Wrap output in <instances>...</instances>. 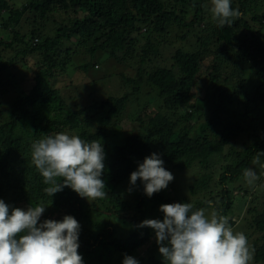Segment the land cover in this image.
<instances>
[{"label":"trees","instance_id":"trees-1","mask_svg":"<svg viewBox=\"0 0 264 264\" xmlns=\"http://www.w3.org/2000/svg\"><path fill=\"white\" fill-rule=\"evenodd\" d=\"M171 1L167 4L166 0H23L10 4L9 0H0V27L3 33H11L10 40L0 36V100L6 98L10 103L8 117L0 123V200L9 206V214L14 208L26 211L31 206L43 205L46 208L40 222L73 216L80 224L78 253L83 255L84 264H122L125 255L134 257L138 264H167L159 253L154 229L140 227L146 219L163 221L162 204L191 203L193 210L203 208L225 217L232 215L228 223L236 233L240 229L235 224L238 221L242 224L244 217L235 219L232 210L235 206L245 207L252 197V219L248 226L255 239L251 248H254L255 263L264 264V203L260 209L261 196L254 186L241 194L235 192V183L243 177L245 169L264 164V0L261 5H257L259 0H230V6L242 15L223 27L209 20L203 29V34H208L196 35L199 45L195 50L178 48L170 66L164 53L170 47L166 45L171 44L172 29L198 28L206 20L204 5L210 0ZM191 10L195 11V17L186 23ZM28 16L33 17V27L29 33H22L18 27ZM141 30H145L143 36ZM141 37L143 45L138 49ZM186 38V34L181 36L182 40ZM8 50L13 55H7ZM101 52L107 57L99 59ZM29 56L36 63L32 71L28 62L23 61ZM80 56H85L87 61L78 63ZM229 60L231 74L220 81L221 71H225ZM245 61L258 68L255 74L258 81L252 96L246 94L247 86L242 82L239 89L244 97L239 100L230 89L236 87L235 74ZM19 62L26 65L29 73L17 81L15 72L23 67ZM126 63L136 67L135 78L129 77ZM74 65L85 80L73 85L71 91L75 94L71 98H84L88 90L98 92V86L100 91L113 88L119 94L107 97L102 94L95 101L99 105L95 104L92 109L104 115L95 132L85 129L82 111L67 108L61 92L43 94L41 91L44 81L56 77L55 71L64 72ZM204 69L209 76L213 71L217 74L211 76L214 86H201L206 97L198 98L194 91ZM221 82L226 88L221 87ZM16 83L23 86L21 90H17ZM144 84L158 93L157 100L171 115L158 112L148 121L144 134H132L103 149L104 171L100 178L109 191L118 193L117 198L110 200L108 213L97 210L95 204L91 206L94 219L88 216L92 210L85 211V208L89 204L70 187H64L52 197L47 195L44 188L48 185L43 183V177L31 161L33 142L63 132L78 135L85 142L101 143L109 133L108 123L126 104L137 100ZM3 105L0 101V106ZM233 105L237 109H232ZM214 106L230 118L225 120L214 112L212 118L204 117L199 124H190L196 113L205 108L211 111ZM60 111H65V115L59 117ZM240 139H252V143L247 147L244 143L242 148H245L239 152L226 154ZM153 153L163 160V167L173 177V173L185 174L192 170L193 183L187 186L190 195L180 193L172 180L171 191H159L149 197L143 184L134 204L122 200L120 187ZM221 154L230 163L223 164V172L217 175L214 156ZM257 157L259 164H254ZM260 174L264 179V169L261 168ZM181 183L186 186L182 180ZM197 194L202 197L196 199ZM208 201L212 202L211 206ZM128 214L133 218L132 232L122 235L125 231L114 222ZM260 242L263 243L259 246Z\"/></svg>","mask_w":264,"mask_h":264},{"label":"clouds","instance_id":"clouds-1","mask_svg":"<svg viewBox=\"0 0 264 264\" xmlns=\"http://www.w3.org/2000/svg\"><path fill=\"white\" fill-rule=\"evenodd\" d=\"M211 13L221 27L231 25L242 15L230 6V0H211ZM31 149L32 164L48 185L44 188L47 195L52 197L64 187L87 200L104 199L107 195L100 178L105 158L100 142H85L78 135L61 132L33 142ZM163 163L155 153L146 157L131 173L130 184L135 185L140 179L149 197L167 188L174 177ZM253 163L259 164V157ZM260 167L264 169V164ZM243 176L250 185L259 179L253 168L245 169ZM208 204L211 206L212 202ZM193 207L191 203L162 204V222L146 219L140 225L154 229L159 253L167 264H249L254 248L249 246L245 234L234 233L228 218L215 210L206 215L205 209ZM45 208H14L9 214V206L0 200V264H84L78 253V221L65 215L61 221L40 222ZM122 264L138 261L125 255Z\"/></svg>","mask_w":264,"mask_h":264},{"label":"rangeland","instance_id":"rangeland-1","mask_svg":"<svg viewBox=\"0 0 264 264\" xmlns=\"http://www.w3.org/2000/svg\"><path fill=\"white\" fill-rule=\"evenodd\" d=\"M21 1L23 2V0H9L10 4H17ZM232 1H235V0H232ZM170 2L172 3L173 1L166 0L167 4H170ZM259 2H260V4H257V5H261V0H259ZM194 14H195L194 10H191V12L189 14H187V16L185 18L186 23H189L195 17ZM203 15L206 18V20L204 22H201L198 28H190V27L185 28L183 26H181V27L178 26V28L172 29L171 36H170L171 44L166 45V46H170L171 48L168 47L164 53L165 58L170 60V66L173 63L171 57H172L173 53L175 52V50H177L178 48H185L187 50L193 51V50H195L196 46L199 45L198 44L199 41L196 42V39H197L196 35L197 34L202 35L203 29H204V24L208 23L209 20H214L212 18V13H211V0L209 2L205 3ZM26 18H29V19L26 20ZM26 18H24V20L21 21L20 27H18V28H20L22 33H27V32L29 33V30H31V28L33 27V24L31 23L33 17L31 18L28 16ZM257 28H259L258 24H257ZM141 32H142L141 36H143L145 34V30H141ZM50 33H48V34H50ZM185 34H186L187 38L185 40H182L181 36H183ZM207 34L208 33H204L203 35H207ZM10 35H11L10 31H9V33H3V31L1 30V27H0V36H2L3 38H5L7 40H10V39H8V37ZM244 35H247V34L245 33ZM263 35H264V33H263ZM142 38L143 37H141L140 40L138 41V49L143 45ZM90 46H91V44H90ZM212 47L215 48L214 45ZM134 53H137V51L134 50ZM58 54L60 56H62L60 52ZM100 54H99V59H101V57L102 58L107 57L105 52H101ZM7 55H13V52L8 50ZM36 55H38V53H36ZM25 60H26V62H28L29 66H30L29 68L32 71L33 70L32 68L36 66L34 59L29 56V57H25L23 61H25ZM77 61H78V63L79 62L85 63L87 61V58L85 56H80L79 60L77 59ZM105 61L106 60H103L102 63H104L107 66L108 64ZM205 62H207V60ZM112 63L114 64V62H112ZM133 63H136V61L134 60ZM205 64L206 63H204V65ZM231 64H232V62L229 60V62L224 66L225 71H223V72L221 71L222 77H221L220 81H222L224 77L231 74L230 73V71L232 70ZM22 66H23L22 69L16 70V72H15V75L17 76L16 77L17 81L21 80V78L26 77L29 73V69L26 67V65H22ZM125 66H126V72L129 74V77L135 78L136 73H137L136 67L131 65V64H127V63ZM124 68H123V72L125 71ZM257 70H258V68H255L254 64H250L247 61H245L244 63H241V66L239 68V72L235 74L236 75L235 76L236 81L233 82V84H235L236 87H231V89H230V92L234 96H236V99L241 100L244 97V95H242L240 93V89H239L241 83L244 81H245V84L247 86L246 94L248 96H252L253 91L255 89V86L257 84V81H258L257 76H255V74L257 73ZM55 72H56L55 73L56 77L48 78L42 84V89H41L42 93L43 94L49 93L51 91L61 92V95L63 96L64 100H66L65 103H66L67 108H72L78 112L82 111V113H83L82 118L86 121L85 125H84L85 129L89 132H95L98 128V121L104 115L103 116H102V114H101V116L98 115L97 112L92 109V106H94L95 104L99 105L97 102H95V101L100 100L101 97L99 95L102 96V94H104L105 95L104 97H107V96L115 94V96H119L118 92H115L116 90H114L113 88L111 90L109 89L110 91H108V92L100 91V87L98 86L97 90L100 94L96 90L94 92H93V90L91 92L88 90V92H85L84 98H82V97L71 98V96L73 97V94H75L71 91V89L74 87L73 85L75 83H79V82L85 80L84 76L81 75V73L79 72L76 65L72 66L71 69L65 70L64 72L60 71L59 69H58V71H55ZM213 72L214 73L210 74V76H209L207 74V70H205V69L202 70L200 76L198 77L199 86H198V88H195V91H194L196 97H198V98H205L206 97V93H205V91H203L204 88L203 87L201 88V86H206V85H213L214 86V83L211 82V76L216 75L217 72H215V71H213ZM91 73H93V72H91ZM96 74L98 75V72H96ZM29 80L32 81V77H30ZM236 82H237V84H236ZM220 84H221V87L226 88V84H224V82H221ZM15 86H18L17 87L18 91L21 90L23 87V86L21 87V85H18L17 83L15 84ZM141 88L142 89H141V92L138 94L137 100L134 102L126 104L125 109L116 118H113L110 123H108L109 129L107 131H109V133L106 134V137L101 142L103 149H105V146L107 144L119 143L125 137H128L132 134L133 135L144 134L147 130L148 121L150 120V118L154 114H156L158 112H160V113L162 112L166 115H171V112L166 111L163 108V104L159 100H157L158 99V93H155V91L153 89H151V87H149L148 85H145V84L142 85ZM133 90H134V88H133ZM11 91H14V90H11ZM105 91H106V89H105ZM129 91H130L129 89L126 90V92H129ZM211 94H213V92ZM220 95H221V93H220ZM217 99H218V96L216 97V100ZM6 100H7L6 98H2L0 100L4 104L3 106H0V111H3V114L0 116V123L6 116L8 117V112H9L8 105L10 103L6 102ZM5 102L7 104H5ZM235 103H236V101H235ZM208 109L209 108H207V109L205 108V110H202V111H199L198 113H196L194 120L190 124L191 125H197L201 122V120L204 119V117H211L212 118V116H214L212 113H214V112H218L219 115L225 120H228L230 118V115H228L224 111H221L220 109L218 110L216 108V106H214L211 111H207ZM232 109H237V106L233 105ZM64 115H65V111L64 112L60 111L59 117H62ZM251 140L252 139H248V141L246 139H240L239 142H236V143L234 142L233 143L234 145H232L228 150H226L225 153L228 154L231 151L232 152H239V151L243 150L245 147H247L249 144H251L252 143ZM244 143H246L245 147L242 148V146H244ZM223 155L224 154L214 156L215 166L218 165V167H216L214 169H217L219 171V172H217V175H219L220 173L223 172V170H224L223 164H225L226 162L230 163V159H228L227 155H226L227 158H224L225 155L224 156ZM221 164L223 165V167L219 168L221 166ZM259 166H260V164L257 165L255 168H253L257 172L259 179L257 181H255L254 184L250 185L247 183V181L245 180V178L243 176L242 178H240L235 183V187H236L235 192H237L238 194H241L243 190L251 189V187L254 186L255 190H257V194L261 196L260 203L258 201V203L260 205V209H261V207H262L261 204L264 203V179L261 178V174H260L261 167H259ZM191 171L192 170H188V171H186L185 174H179L178 172L173 173L174 174L173 180L175 183L169 182L167 188L162 189L160 191H165V190L169 191V189L171 191L172 185L175 184V186H177L178 189L181 191L180 193L186 194L187 196H189L190 194H188V192H187V186L189 184L193 183L192 182L193 181V179H192L193 175L191 174ZM193 173L195 174V172H193ZM181 180H182V182L186 183V186L183 183H181ZM142 186H143V182L140 179H138L136 181L135 185H131L130 180H128L127 182H124L119 189L122 192V196H121L122 200H124L126 202H130L131 204H134L137 196L141 192L140 189L142 188ZM180 187H182V188H180ZM105 191H106L107 195L105 196L104 199L87 200L86 198L81 197L78 193H77L78 194L77 196L80 197L81 200H84L87 204H89V206L87 208H85V211L89 210L88 208H90L92 210L91 206L97 204V206H98L97 210L108 213L107 208L111 203L110 200L117 198L118 193L117 192L113 193V192L109 191L107 187H105ZM200 197H202L201 194L196 195V199H198ZM253 204H254V201H253V198L251 197L246 202L245 207L235 206L234 209L232 210V213L235 215L234 216L235 219H237L239 216L244 217L243 221L241 222L242 224H240V222L238 221L235 224V227H238V229H240L238 232H242L245 234V236L248 239V243H249L250 247H252L253 239H255V236L250 235V234H252V230L248 226V222L251 221V219H252V215H251L250 211L253 208ZM210 211H209V209H206V215H210V213H211ZM242 213H243V215H242ZM257 213H261V212L258 210ZM87 215L93 218V216L95 214H94L93 210L91 211V213L89 210V213ZM128 215H129L128 217L125 215L124 219L120 217L121 219L119 221L115 220L116 222H114L119 227V229H123L125 231V232L120 233L122 235H124V234L128 235L129 231L132 232V230H130V228H131V222H132L133 218L130 216V214H128ZM226 216L228 219L232 218L231 217L232 215H226ZM262 243L263 242H260L259 246ZM81 256L83 257L82 254H81ZM253 257H254V254H253ZM112 264H116V263L114 262ZM249 264H256V263H255L254 259H252L249 262Z\"/></svg>","mask_w":264,"mask_h":264}]
</instances>
